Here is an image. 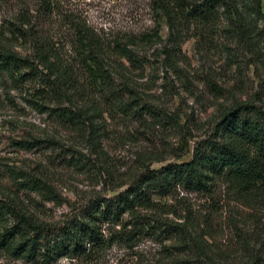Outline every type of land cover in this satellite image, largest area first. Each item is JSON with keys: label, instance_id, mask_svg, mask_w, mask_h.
I'll list each match as a JSON object with an SVG mask.
<instances>
[{"label": "trees", "instance_id": "trees-1", "mask_svg": "<svg viewBox=\"0 0 264 264\" xmlns=\"http://www.w3.org/2000/svg\"><path fill=\"white\" fill-rule=\"evenodd\" d=\"M15 1L20 2L16 7L12 0H0L1 92L6 97L10 90L30 95L25 99L34 108L48 110L59 123L79 133L86 151L81 153L75 146L59 149L66 165L97 166L111 176L103 146L107 114L141 122L149 116L154 125L164 123L153 95L138 81L149 60L139 48L144 40L127 35L106 41L74 15L68 16L69 31L63 36L68 40H60L52 34L58 12L55 0ZM155 5L171 31L178 17L208 26L223 18V29L234 40L264 30L260 23L264 0H156ZM18 43L25 45V54L14 49ZM160 51L165 57L163 68L181 78L174 48L164 46ZM234 62L230 59L231 65ZM175 117L173 122L179 125V115ZM55 142L33 135L12 140L25 150L42 143L54 148ZM7 173L21 189L55 199L45 178L26 171L18 175L10 167ZM110 190L108 195L86 197L66 218L53 222L0 195V252L28 264H54L60 258L88 257L112 243L130 247L142 238H154L162 244L163 256L173 259L169 264H264V106L252 101L232 104L221 112L209 135L194 141L189 159L157 168L147 164L123 189ZM179 190L215 202L225 192L248 210L239 223L231 222L239 249L236 256L208 241L217 208L199 219L189 208L179 215L173 204L161 202ZM170 213L176 219L169 218Z\"/></svg>", "mask_w": 264, "mask_h": 264}, {"label": "rangeland", "instance_id": "rangeland-1", "mask_svg": "<svg viewBox=\"0 0 264 264\" xmlns=\"http://www.w3.org/2000/svg\"><path fill=\"white\" fill-rule=\"evenodd\" d=\"M55 1L58 12L53 18L52 34L60 40H68L63 36L69 31V15L85 20L106 41L127 35L144 40L139 48L149 60L142 73H138V81L153 95L164 123L154 125L149 116H145L147 122H141L128 115L110 117L107 114L103 146L105 159L113 170L108 176L97 166L66 165L64 152L59 149L75 146L81 153L86 151L79 133L59 123L48 110L34 108L25 99L31 98L30 95L23 97L17 90H10L6 97L0 90V195L7 196L15 205L28 207L40 219L62 220L86 197L95 193L108 195L111 187L123 189L147 164L157 168L189 159L194 141L209 135L221 112L232 104L252 101L264 106V30L260 35L234 40L223 29L226 26L223 18L208 26L178 17L179 23L171 31L166 17L156 9V0ZM19 3L11 2L15 7ZM20 8L24 7L16 9ZM260 23L264 27V19ZM164 46L169 50L174 48L173 53L182 66L181 78L163 68L165 57L160 56V49ZM14 47L21 54L27 51L24 44ZM229 52L231 58H228ZM230 59L235 61L232 65ZM133 72L137 74V70ZM177 114L179 125L173 122ZM32 135L57 142L54 148H46L42 143L28 150L12 143L14 139ZM8 167L18 175L26 171L45 178L51 184L55 199L46 200L40 194L21 189L9 178ZM219 198L215 202L209 197L179 190L161 202L173 204L179 215H184L185 208H189L199 219L217 208L212 218L215 228L208 241L236 256L239 249L231 222L239 223L248 216V210L237 205L225 192L214 200ZM167 216L177 217L171 213ZM163 255L159 240L142 238L130 247L112 243L88 257L60 258L54 264H169L173 260ZM0 264L28 263L0 252Z\"/></svg>", "mask_w": 264, "mask_h": 264}]
</instances>
